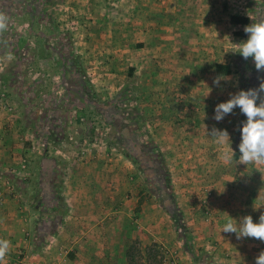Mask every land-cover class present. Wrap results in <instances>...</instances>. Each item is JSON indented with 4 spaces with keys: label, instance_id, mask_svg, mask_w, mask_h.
Wrapping results in <instances>:
<instances>
[{
    "label": "crops",
    "instance_id": "crops-1",
    "mask_svg": "<svg viewBox=\"0 0 264 264\" xmlns=\"http://www.w3.org/2000/svg\"><path fill=\"white\" fill-rule=\"evenodd\" d=\"M77 2H89L91 12L109 5L106 17L87 16L97 28L87 53L89 84L109 103L118 88L135 89L140 125L164 157L192 251L200 254L182 247L162 194L144 192L145 178L129 159L93 143L83 156L75 149L55 160L46 155L49 141L45 149L25 145L16 115L0 111V239L11 242L7 264H255L264 242L222 231L230 218L259 222L264 165L240 163L245 115L239 108L219 122L213 116L218 104L242 91L241 73L251 74L250 84L264 79L235 46L247 41L246 26L264 18V0ZM234 15L248 24L231 23ZM216 65L231 72L219 74ZM70 85L76 100L86 96L80 79L71 77ZM27 121L24 129L33 131ZM213 128L229 133L230 162L222 157L228 146L214 143ZM149 248L167 255L155 260Z\"/></svg>",
    "mask_w": 264,
    "mask_h": 264
},
{
    "label": "rangeland",
    "instance_id": "rangeland-1",
    "mask_svg": "<svg viewBox=\"0 0 264 264\" xmlns=\"http://www.w3.org/2000/svg\"><path fill=\"white\" fill-rule=\"evenodd\" d=\"M89 5L77 0H0V14L8 19L0 31V111L16 115L25 145L37 143L45 149L49 141L51 153L46 155L55 160L75 149L83 156L93 143L98 151L129 159L142 181L145 178L144 192L162 194L160 203L173 220L177 239L192 251L193 236L174 199L170 171L154 139L140 125L135 89L118 88L109 103L89 84L93 63L87 53L97 41L92 40L96 26H90L92 18L87 16L112 13L109 5L95 12ZM249 76L241 73L243 91L259 88L260 81L250 84ZM71 77L88 90L82 100H76L73 86H68ZM26 121L34 132L24 129ZM148 251L155 260L167 255L160 248Z\"/></svg>",
    "mask_w": 264,
    "mask_h": 264
},
{
    "label": "clouds",
    "instance_id": "clouds-1",
    "mask_svg": "<svg viewBox=\"0 0 264 264\" xmlns=\"http://www.w3.org/2000/svg\"><path fill=\"white\" fill-rule=\"evenodd\" d=\"M261 17H264V9H260ZM8 19L0 14V31L6 29ZM248 35L246 42L235 45L238 54L245 60L252 58L257 72H264V18L245 27ZM220 78L214 80V84L219 86ZM264 79H261L259 88L239 91L232 95L227 102L216 106L213 119L222 121L228 114L233 113L235 108H239L246 116V122L241 129V143L239 144L240 163L264 165ZM259 101V104L257 103ZM214 143L222 148L228 146V151L222 153V157L230 162L231 154L234 153L230 147V136L227 130L213 128L210 133ZM233 219H229L223 226L225 233H235L237 239L254 238L264 242V214L259 217V222L254 223L251 216L243 217L238 224ZM237 224L239 225L237 227ZM11 242L0 239V264H7V256L10 253ZM255 264H264V251L256 257Z\"/></svg>",
    "mask_w": 264,
    "mask_h": 264
},
{
    "label": "trees",
    "instance_id": "trees-1",
    "mask_svg": "<svg viewBox=\"0 0 264 264\" xmlns=\"http://www.w3.org/2000/svg\"><path fill=\"white\" fill-rule=\"evenodd\" d=\"M231 23L233 24H239V25H245L248 24V19L247 18H243V17H239V16H231ZM216 72L219 74H226L229 73L231 71V69L229 68V66H220V65H216ZM246 116H244V121L246 122Z\"/></svg>",
    "mask_w": 264,
    "mask_h": 264
},
{
    "label": "built area",
    "instance_id": "built-area-1",
    "mask_svg": "<svg viewBox=\"0 0 264 264\" xmlns=\"http://www.w3.org/2000/svg\"><path fill=\"white\" fill-rule=\"evenodd\" d=\"M20 168H21V170H25V169H26V165H25V163H22V164L20 165ZM18 264H25V263H22V261H21V262H19Z\"/></svg>",
    "mask_w": 264,
    "mask_h": 264
}]
</instances>
